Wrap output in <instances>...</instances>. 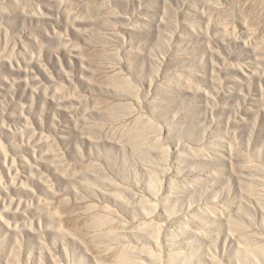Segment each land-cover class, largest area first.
Here are the masks:
<instances>
[{"label": "rangeland", "instance_id": "1", "mask_svg": "<svg viewBox=\"0 0 264 264\" xmlns=\"http://www.w3.org/2000/svg\"><path fill=\"white\" fill-rule=\"evenodd\" d=\"M0 264H264V0H0Z\"/></svg>", "mask_w": 264, "mask_h": 264}]
</instances>
